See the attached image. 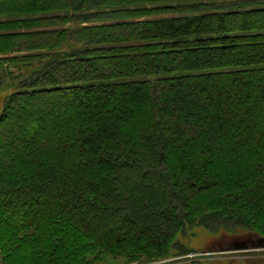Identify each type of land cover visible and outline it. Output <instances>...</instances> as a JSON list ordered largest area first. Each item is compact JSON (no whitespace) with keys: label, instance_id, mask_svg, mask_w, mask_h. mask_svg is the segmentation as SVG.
<instances>
[{"label":"trees","instance_id":"obj_1","mask_svg":"<svg viewBox=\"0 0 264 264\" xmlns=\"http://www.w3.org/2000/svg\"><path fill=\"white\" fill-rule=\"evenodd\" d=\"M35 112L44 129L1 150L0 206L22 194L0 263L143 264L189 253L196 227L264 237V0H0V138Z\"/></svg>","mask_w":264,"mask_h":264},{"label":"rangeland","instance_id":"obj_2","mask_svg":"<svg viewBox=\"0 0 264 264\" xmlns=\"http://www.w3.org/2000/svg\"><path fill=\"white\" fill-rule=\"evenodd\" d=\"M63 108V107H62ZM57 109L56 119L59 116H67L72 108ZM43 113L31 114V122L27 124L17 125L10 122V131L4 138H0V172L5 170L6 162L5 157L2 155V148H5L9 142L13 139L14 134L23 135L25 138L34 131H42L44 128L37 127V119L42 116ZM22 114H15L16 119H20ZM19 121V120H18ZM5 186V185H4ZM21 192H9L4 191L2 197H4V203L0 206V211L11 210V205L15 202ZM23 195L26 197L27 193ZM22 195V196H23ZM36 205H34L35 207ZM30 209V206H27ZM3 214V213H2ZM5 227V225L3 226ZM180 242L184 243L189 253L177 254L172 253L165 259L147 262L143 264H264V237L257 236L252 232L240 230L237 233H231L224 230L219 232H210L202 227L193 228L187 235L180 236ZM2 257V251L0 249V258ZM100 264H142L141 262L131 261L123 257H106V261Z\"/></svg>","mask_w":264,"mask_h":264},{"label":"built area","instance_id":"obj_3","mask_svg":"<svg viewBox=\"0 0 264 264\" xmlns=\"http://www.w3.org/2000/svg\"><path fill=\"white\" fill-rule=\"evenodd\" d=\"M0 264H2V263H0Z\"/></svg>","mask_w":264,"mask_h":264}]
</instances>
